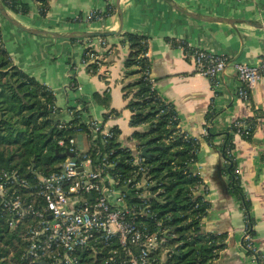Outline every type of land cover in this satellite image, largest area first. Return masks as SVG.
<instances>
[{
  "label": "crops",
  "instance_id": "0c3cea01",
  "mask_svg": "<svg viewBox=\"0 0 264 264\" xmlns=\"http://www.w3.org/2000/svg\"><path fill=\"white\" fill-rule=\"evenodd\" d=\"M20 1L29 5L28 14L6 9L13 23L0 14L3 43L13 64L49 87L63 111L86 100L91 115L101 118L108 109L95 103L94 96L109 90L110 108L121 113L109 126L119 128L120 144L134 153L138 146L131 139L134 129L124 88L137 82L139 74L137 68L126 69L131 53L126 36L148 40L156 90L174 106L182 131L199 140L198 166L210 203L203 230L225 238L215 264H253L242 245L245 220L240 201L230 190L222 144L236 123L260 118L250 138L234 137V156L251 202L254 242L264 255V78L253 90L251 102H244L237 98L240 82L232 66L214 87L195 72L192 57L180 47L185 43L234 62L256 65L264 57V0H50L46 16L35 0ZM109 3L116 12L102 21L74 20L90 11L106 12ZM86 32L120 34L77 37ZM101 38L114 53L106 59L109 65L92 75L81 62L86 47L100 50ZM72 79L82 91L70 89ZM205 131L211 133L210 139Z\"/></svg>",
  "mask_w": 264,
  "mask_h": 264
},
{
  "label": "built area",
  "instance_id": "2783aa9c",
  "mask_svg": "<svg viewBox=\"0 0 264 264\" xmlns=\"http://www.w3.org/2000/svg\"><path fill=\"white\" fill-rule=\"evenodd\" d=\"M115 12L114 5L109 3L106 12L90 11L74 20L92 24ZM99 46L100 50L86 47L82 66L88 69L91 64H96L100 71L104 69L103 62L114 51L106 39L101 38ZM180 47L185 55L192 57L195 72L214 87L220 85V77L228 66H232L240 82L237 98L251 102L253 90L264 78V57L252 66L207 50L194 49L185 43ZM144 57L150 60L149 49ZM145 75L153 91L156 90L152 67ZM69 86L82 91L74 79ZM88 102L82 100L77 107L65 111L57 106L54 108L60 130H66L72 121L78 120L88 132L79 134L81 131L78 130L72 138L57 141L58 153L66 156L52 165L49 173L35 168L0 172V216L6 219L12 232L25 229L26 257L36 264H166L176 249L177 245L172 246L176 235L163 220L149 222L155 218L150 201L157 193L151 192L155 181L148 174L143 151L129 150L130 160L125 164L128 169H120L115 151L107 148L109 140L115 137L114 127L109 126L115 118L93 117ZM177 119L173 116L172 121ZM235 127L234 137L249 134L244 123H236ZM186 138L194 137L187 135ZM232 144L235 142L222 144L230 185L240 181ZM121 148L124 149L122 145ZM192 168L202 180L195 193L202 194L208 202V187L198 161ZM244 197L248 199L246 194ZM135 199L138 203L133 201ZM240 209L245 220L243 248L253 264H264V255L255 245L252 234L255 231L250 219L252 213L242 206V202Z\"/></svg>",
  "mask_w": 264,
  "mask_h": 264
},
{
  "label": "trees",
  "instance_id": "16d2710c",
  "mask_svg": "<svg viewBox=\"0 0 264 264\" xmlns=\"http://www.w3.org/2000/svg\"><path fill=\"white\" fill-rule=\"evenodd\" d=\"M4 7L14 13L28 14L29 5L20 0H0ZM40 5L42 16L49 12L50 0H35ZM126 40L130 45V56L126 69L137 68L139 79L124 88V98L128 100L126 109L133 115L130 127L134 129L132 139L138 149L150 148L152 157L146 158L149 175L155 181L151 192L156 194L151 199L152 216L149 222L163 220L172 229L176 238L172 246L174 253L166 264H215L219 253L225 248L224 236L205 233L204 220L210 211V203L202 194H196L201 178L195 175L192 165L198 161L199 140L187 139V133L179 127V117L174 106L163 99L157 90L152 89L146 80V71L151 69V62L144 55L148 51L145 37L129 34ZM92 50V48H89ZM104 68L109 65L106 60ZM88 71L99 74L96 64H91ZM105 76V75H104ZM103 76V77H104ZM107 78V77H106ZM94 102L108 109L105 119L119 118L120 112L110 108L109 91L94 96ZM56 96L47 86L15 66L4 46L0 30V172L4 170L26 171L35 168L44 174L61 158L56 153L57 141L68 140L78 134H85L88 129L72 121L66 130L57 126L58 114L54 113ZM173 116L178 119L172 121ZM260 118L245 122L250 138L259 124ZM143 127L142 130H139ZM237 128L232 127L226 133L224 142L234 141ZM115 137L109 140L107 148L115 151L118 167L128 169L131 151L121 148L120 130L113 128ZM206 138L211 133L207 131ZM235 144H232L234 150ZM242 206L251 212V202L245 199L241 181L230 185ZM158 191H160L158 193ZM135 203L138 201L133 200ZM251 222L255 225L253 216ZM255 236V231L252 232ZM27 236L22 227L17 233L12 232L4 217L0 216V264H36L26 257Z\"/></svg>",
  "mask_w": 264,
  "mask_h": 264
},
{
  "label": "water",
  "instance_id": "95a60500",
  "mask_svg": "<svg viewBox=\"0 0 264 264\" xmlns=\"http://www.w3.org/2000/svg\"><path fill=\"white\" fill-rule=\"evenodd\" d=\"M121 11H119L120 14ZM0 14L7 19L8 21H10L11 23H13L12 19L9 17L8 12L6 10V8L4 7V5L2 4V2L0 1ZM120 33H83L82 35L77 36L78 38H95V37H108L111 35H119ZM80 141L82 140V137L79 138ZM58 158H64L66 155L64 154H59L58 152L56 153ZM142 155L147 158L150 159L152 157V154L150 153V148H146L143 150ZM70 156L73 157V155L71 154ZM40 264H46L44 262L40 263Z\"/></svg>",
  "mask_w": 264,
  "mask_h": 264
}]
</instances>
